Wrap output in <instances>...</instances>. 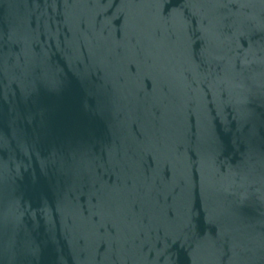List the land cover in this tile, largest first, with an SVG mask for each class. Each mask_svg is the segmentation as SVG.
I'll use <instances>...</instances> for the list:
<instances>
[{"label":"water","instance_id":"95a60500","mask_svg":"<svg viewBox=\"0 0 264 264\" xmlns=\"http://www.w3.org/2000/svg\"><path fill=\"white\" fill-rule=\"evenodd\" d=\"M0 264H264V0H0Z\"/></svg>","mask_w":264,"mask_h":264}]
</instances>
